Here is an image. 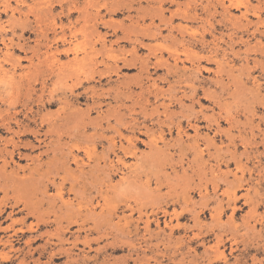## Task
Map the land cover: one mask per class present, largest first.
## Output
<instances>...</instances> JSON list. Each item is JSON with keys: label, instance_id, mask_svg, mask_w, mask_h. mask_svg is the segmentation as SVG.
Returning a JSON list of instances; mask_svg holds the SVG:
<instances>
[{"label": "rangeland", "instance_id": "1", "mask_svg": "<svg viewBox=\"0 0 264 264\" xmlns=\"http://www.w3.org/2000/svg\"><path fill=\"white\" fill-rule=\"evenodd\" d=\"M0 264H264V0H0Z\"/></svg>", "mask_w": 264, "mask_h": 264}, {"label": "bare ground", "instance_id": "2", "mask_svg": "<svg viewBox=\"0 0 264 264\" xmlns=\"http://www.w3.org/2000/svg\"><path fill=\"white\" fill-rule=\"evenodd\" d=\"M78 57V56H77ZM2 71V70H1ZM5 71V70H4ZM7 73V72H6ZM14 76V75H13Z\"/></svg>", "mask_w": 264, "mask_h": 264}]
</instances>
